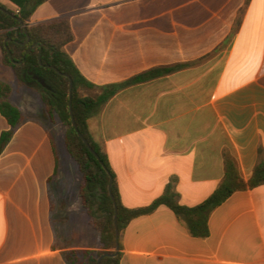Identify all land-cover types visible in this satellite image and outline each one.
I'll use <instances>...</instances> for the list:
<instances>
[{"label":"crops","instance_id":"crops-1","mask_svg":"<svg viewBox=\"0 0 264 264\" xmlns=\"http://www.w3.org/2000/svg\"><path fill=\"white\" fill-rule=\"evenodd\" d=\"M57 19L73 36L64 52L94 86L150 73L87 121L123 207H146L168 185L180 205L197 206L226 161L249 182L264 162V0H47L28 25ZM23 89L9 98L21 124L11 130L0 114V139L12 132L0 148V264H72L71 253L98 250L99 236L77 166ZM207 226L208 237L193 238L160 206L126 226L120 264H264V186L231 195Z\"/></svg>","mask_w":264,"mask_h":264},{"label":"trees","instance_id":"trees-1","mask_svg":"<svg viewBox=\"0 0 264 264\" xmlns=\"http://www.w3.org/2000/svg\"><path fill=\"white\" fill-rule=\"evenodd\" d=\"M45 1L47 0H10L17 7L18 13L0 5L6 11H0V51L2 64L12 70L18 84L35 90L50 121L57 116L66 128L64 146L77 164L81 175L78 195L90 227L99 234V250L71 253L72 264H80V260H83V264H96L99 257L116 252L114 206L108 193L110 178L117 209L118 249L116 256L104 257L100 264H120V237L126 226L136 218L152 214L160 206L167 207L184 224L191 237L197 239L208 237L207 222L215 209L236 192L264 186V162L256 164L251 179L245 183L234 162L226 161L225 175L217 189L194 207L180 205L178 194L171 185H168L164 193L146 207L135 209L123 207L106 154L88 134L87 121L118 91L146 80L150 73H143L126 82L103 87L89 83L63 50L64 45L73 39L66 19L28 25L36 8ZM23 25H26V30ZM164 72L167 73L169 70L165 69ZM63 74L72 81L71 109L78 132L87 140L99 160L89 152L71 126L69 80ZM10 92V87L0 82V114L12 130L21 124L23 116L9 100ZM11 133L9 131L2 135L0 148L8 141ZM75 256H81L82 259L77 260Z\"/></svg>","mask_w":264,"mask_h":264},{"label":"rangeland","instance_id":"rangeland-1","mask_svg":"<svg viewBox=\"0 0 264 264\" xmlns=\"http://www.w3.org/2000/svg\"><path fill=\"white\" fill-rule=\"evenodd\" d=\"M0 53H1V51H0ZM0 64L2 66V67H0V70H2V72L0 71V80L3 81L1 83H4V84L8 85L10 87V90L12 88V90H11L12 91V94L10 92L11 99H12V101L19 102V98H20L21 92H22V90H25V89H23L25 86H21V85L18 84V82H17V80L15 78L14 73L12 72V70L10 68H8V67H6V66H4L2 64V59L1 58H0ZM33 92L36 94L35 101H36V104L38 106H40L41 111H42V115H44V117L47 118L48 124H49L50 128L51 127L53 128V133L55 135H57V136H60L61 139H62V141H63V144H64V132H65L66 128L62 125V123L60 122V120H59V118L57 116H54L53 117V121H50V119L48 118V116L46 114L45 108H44L43 104L40 101V98H39L38 93L35 90H33ZM29 94L30 93L27 92V95L29 97H32ZM9 98H10V95H9ZM64 149H65V146H64ZM65 152H66V149H65ZM66 154H67L69 160L71 162H73L77 166V164L73 161V159L69 156V154L67 152H66ZM77 168H78V166H77ZM79 175H80V173H79ZM80 180H81V175H80ZM79 184H80V181H79ZM84 211H85V209H84ZM85 214H86V211H85ZM86 217H87V214H86ZM87 223H88V217H87ZM88 225H89V223H88ZM89 227H90V225H89ZM93 231H95V230H93ZM98 236H99V234H98ZM98 250H99V246H98ZM78 257H79V259H82L81 256H78ZM80 264H83V260L82 261L80 260Z\"/></svg>","mask_w":264,"mask_h":264},{"label":"water","instance_id":"water-1","mask_svg":"<svg viewBox=\"0 0 264 264\" xmlns=\"http://www.w3.org/2000/svg\"><path fill=\"white\" fill-rule=\"evenodd\" d=\"M0 11L2 12H6L4 9H2L0 7ZM23 28L26 30V25H23ZM27 42H28V39H27ZM10 57V56H9ZM11 58V57H10ZM39 61H40V53H39ZM55 72H58L56 69H54ZM63 76L65 78H67L69 80V114H70V117H71V126L72 128L74 129V131L76 132V134L78 135V137L81 139V141L85 144V146L88 148L89 152L97 159V155L96 153L91 149L90 145L88 144L87 140L78 132V129H77V126L74 122V119H73V114H72V109H71V95H72V81L71 79L67 76V75H64ZM111 184H112V179L110 178L109 179V184H108V193L111 197V200L113 202V206H114V214H113V227H114V233H115V242H116V252L113 253V254H105L101 257H99L97 259V263L96 264H100V261L104 258V257H114L117 255V249H118V237H119V232H118V229H117V209H116V204H115V201H114V198H113V195H112V191H111Z\"/></svg>","mask_w":264,"mask_h":264},{"label":"built area","instance_id":"built-area-1","mask_svg":"<svg viewBox=\"0 0 264 264\" xmlns=\"http://www.w3.org/2000/svg\"><path fill=\"white\" fill-rule=\"evenodd\" d=\"M16 13H18V11H16Z\"/></svg>","mask_w":264,"mask_h":264}]
</instances>
